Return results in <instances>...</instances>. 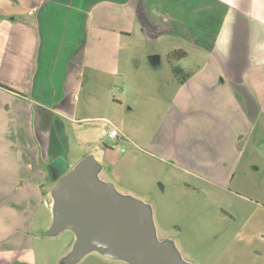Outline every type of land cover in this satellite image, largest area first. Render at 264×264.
I'll return each mask as SVG.
<instances>
[{
	"label": "crops",
	"instance_id": "crops-1",
	"mask_svg": "<svg viewBox=\"0 0 264 264\" xmlns=\"http://www.w3.org/2000/svg\"><path fill=\"white\" fill-rule=\"evenodd\" d=\"M106 13L109 23L102 22ZM119 32L187 50L183 62L190 65L180 72L187 67L189 77L180 88L191 103L226 118L231 112L240 138L244 127L254 132L264 123V0H0V264L26 262L14 258L30 249L36 206L48 207L61 174L87 156L106 163L107 152L90 151L53 169L59 157L48 128L53 115L93 119L75 105L105 63V75L113 71ZM225 168L234 175L229 184L200 179L238 185L241 166L231 161Z\"/></svg>",
	"mask_w": 264,
	"mask_h": 264
},
{
	"label": "rangeland",
	"instance_id": "rangeland-1",
	"mask_svg": "<svg viewBox=\"0 0 264 264\" xmlns=\"http://www.w3.org/2000/svg\"><path fill=\"white\" fill-rule=\"evenodd\" d=\"M101 18L105 23L111 19L108 13ZM116 44L117 59L110 64L114 75H105V63L101 79L82 91L75 105L78 115L93 119L64 122L53 115L48 131L59 158L52 168L71 159L76 163L90 151H105L107 160L98 164L97 179L107 177L118 195L140 201L150 213L157 240L169 244L183 264H264V123L254 132L244 127L240 138L230 123L231 112L226 118V113L191 103L188 91L180 88L189 69L179 75V69L190 64L170 59L177 51L172 44L129 39L120 32ZM154 53L162 56L158 69L149 64ZM111 127L118 130L117 137L110 135ZM35 129L37 136L42 134ZM231 161L241 166L235 179L239 186L222 188L203 180L229 184L234 175H226L230 169L225 167ZM51 185L48 181L47 191ZM55 202L51 193L49 208L36 206L26 244L30 249L14 261L131 264L97 250L78 253L75 233L53 227Z\"/></svg>",
	"mask_w": 264,
	"mask_h": 264
},
{
	"label": "water",
	"instance_id": "water-1",
	"mask_svg": "<svg viewBox=\"0 0 264 264\" xmlns=\"http://www.w3.org/2000/svg\"><path fill=\"white\" fill-rule=\"evenodd\" d=\"M154 68L159 55L149 56ZM98 162L87 156L53 188V227L71 229L76 251L92 250L131 264H183L169 244L160 243L148 209L138 200L122 197L112 184L97 179Z\"/></svg>",
	"mask_w": 264,
	"mask_h": 264
},
{
	"label": "trees",
	"instance_id": "trees-1",
	"mask_svg": "<svg viewBox=\"0 0 264 264\" xmlns=\"http://www.w3.org/2000/svg\"><path fill=\"white\" fill-rule=\"evenodd\" d=\"M186 56H187V53H186L185 51H183V50H177V51H174V52H172V53L169 54V57H170V59H172V60H174V59H176V60H182V59H184ZM180 71H181V70L179 69V75L182 74ZM188 77H189L188 74L185 75V76H183V77L181 78L182 81H181L180 83L183 84L185 81H187Z\"/></svg>",
	"mask_w": 264,
	"mask_h": 264
},
{
	"label": "built area",
	"instance_id": "built-area-1",
	"mask_svg": "<svg viewBox=\"0 0 264 264\" xmlns=\"http://www.w3.org/2000/svg\"><path fill=\"white\" fill-rule=\"evenodd\" d=\"M110 135H111L112 137H117V136L119 135V132H118V130H117L116 128L111 127V128H110Z\"/></svg>",
	"mask_w": 264,
	"mask_h": 264
},
{
	"label": "flooded vegetation",
	"instance_id": "flooded-vegetation-1",
	"mask_svg": "<svg viewBox=\"0 0 264 264\" xmlns=\"http://www.w3.org/2000/svg\"><path fill=\"white\" fill-rule=\"evenodd\" d=\"M103 255H105V254H103ZM105 256H107V255H105ZM108 257H109V259L116 260V259H114L113 257L107 256V258H108Z\"/></svg>",
	"mask_w": 264,
	"mask_h": 264
}]
</instances>
